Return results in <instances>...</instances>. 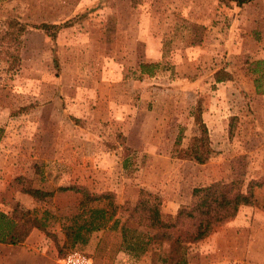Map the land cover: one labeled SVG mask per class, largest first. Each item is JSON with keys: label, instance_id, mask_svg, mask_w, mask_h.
Wrapping results in <instances>:
<instances>
[{"label": "rangeland", "instance_id": "374dc122", "mask_svg": "<svg viewBox=\"0 0 264 264\" xmlns=\"http://www.w3.org/2000/svg\"><path fill=\"white\" fill-rule=\"evenodd\" d=\"M10 18L51 27H29L18 50L0 37L1 211L42 216L49 200L23 189L80 183L120 204L149 190L175 215L195 187L263 179L264 0H2L0 30ZM142 62L161 66L143 74ZM200 110L212 149L203 164L175 144L199 132ZM256 194L264 204V186ZM55 195L58 217L76 211L81 194ZM53 221L38 229L59 241ZM185 252L189 264H264V208L242 206ZM181 253L158 239L134 263L173 264Z\"/></svg>", "mask_w": 264, "mask_h": 264}, {"label": "trees", "instance_id": "16d2710c", "mask_svg": "<svg viewBox=\"0 0 264 264\" xmlns=\"http://www.w3.org/2000/svg\"><path fill=\"white\" fill-rule=\"evenodd\" d=\"M250 1L252 0H235L239 5ZM29 27L45 29L51 25L22 23L17 18H10L7 20V27L0 30V37H8L11 43L17 45L13 49L18 50L21 38ZM54 27L56 30L53 36H56L61 26ZM11 54H14L13 51ZM140 66L143 74L153 75L161 63L142 62ZM226 75L227 73H219L216 81H224ZM197 118L199 132L192 137L189 144L185 148L182 147L183 132H180L175 144L181 148L180 157L203 164L210 159L212 149L206 137L208 129L201 110ZM4 135L5 129L0 126V142ZM120 136L126 138L125 135H121V131L116 134V139ZM109 144L111 148L117 147L113 141ZM263 186L264 177L252 179L246 188L236 180H217L205 186L195 187L192 202L182 204L175 215L165 214L161 201L153 192L146 189L140 190L135 203L120 204L112 190L93 191L80 183L59 184L55 190L27 187L23 189L24 193L39 201L49 200L51 207H47L42 216L36 214L34 209L22 205H17L10 214L0 210V244L23 243L34 228L44 229L50 217L53 218L51 211L54 210L52 203L56 192L72 191L81 194V198L76 211L64 219L62 226L64 241L61 243L55 239L59 255L80 249L88 242L91 233L109 228L121 231L123 250L136 258L146 253L156 240L166 239L175 245L178 251H182L173 264H189L185 251L190 244L205 239L220 225L235 218L244 205L264 208L263 202L256 194V188Z\"/></svg>", "mask_w": 264, "mask_h": 264}, {"label": "crops", "instance_id": "0c3cea01", "mask_svg": "<svg viewBox=\"0 0 264 264\" xmlns=\"http://www.w3.org/2000/svg\"><path fill=\"white\" fill-rule=\"evenodd\" d=\"M160 151L166 150L164 148H155V150L152 148L150 152L160 154ZM70 192L62 193L67 195ZM51 215H53V219L57 220L51 223V232L56 233L59 242L62 243L65 239L62 227L65 217H58L55 209L51 211ZM114 235L120 237L117 248L112 241ZM81 248L90 256L91 264H135L136 257L122 248V236L119 229L107 228L95 231L91 233L88 242ZM144 255L142 256L143 259L146 258ZM61 260L56 241L52 237H47V234L38 228L33 229L23 243L0 244V264H61Z\"/></svg>", "mask_w": 264, "mask_h": 264}, {"label": "built area", "instance_id": "2783aa9c", "mask_svg": "<svg viewBox=\"0 0 264 264\" xmlns=\"http://www.w3.org/2000/svg\"><path fill=\"white\" fill-rule=\"evenodd\" d=\"M62 264H91V258L81 250H73L62 258Z\"/></svg>", "mask_w": 264, "mask_h": 264}]
</instances>
